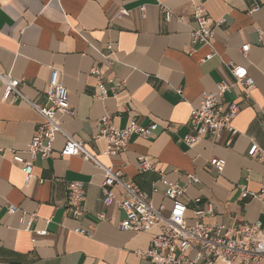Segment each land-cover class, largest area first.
Wrapping results in <instances>:
<instances>
[{"label": "crops", "instance_id": "obj_1", "mask_svg": "<svg viewBox=\"0 0 264 264\" xmlns=\"http://www.w3.org/2000/svg\"><path fill=\"white\" fill-rule=\"evenodd\" d=\"M199 3L215 24L221 22L214 39L219 56L206 62L209 49L196 46L192 52L190 38ZM256 6L260 10L251 13ZM163 7L174 14L169 22ZM122 9L126 13L119 17ZM244 45H249L246 57ZM222 61L242 67L255 80L250 100L238 88L226 97L240 106L233 120L239 134L231 138L225 132L190 148L181 140L193 134L192 109L200 108L218 83H233ZM96 67L109 92L106 100L94 98L98 81L91 71ZM52 69L61 72L59 81L75 111L72 118L61 117L64 130L102 164L121 170L155 207L165 205L168 212L172 205L160 181L164 176L186 188L189 221L192 202L201 198L203 206L209 202L214 209L206 223L231 228L259 222L264 230V204L242 198L243 187L258 192L264 182V161L248 156L253 142L264 150V0H0V72L22 80V94L43 106ZM4 92L0 82V264H151L137 252L149 249L157 231L118 228L125 215L104 206L102 171L81 157H62L63 136H57L52 158L34 162L35 177L25 185L12 158L29 160L43 118L23 101L4 102ZM106 115L119 129L131 121L158 128L148 139L134 135L121 155L110 157L104 155L105 141L93 140ZM140 157L155 171L140 173ZM214 158L226 161L221 175L210 165ZM72 182L84 186L78 217L67 208ZM10 205L35 215L31 233L20 224V213H8ZM99 213L106 220H99ZM78 228L90 236L76 234ZM45 230L46 236L38 234Z\"/></svg>", "mask_w": 264, "mask_h": 264}, {"label": "built area", "instance_id": "obj_2", "mask_svg": "<svg viewBox=\"0 0 264 264\" xmlns=\"http://www.w3.org/2000/svg\"><path fill=\"white\" fill-rule=\"evenodd\" d=\"M165 21L169 22L174 17L171 10L162 8ZM260 10L256 6L251 13ZM126 12L122 9L119 17ZM193 20L195 26H190V38L192 52L196 46L208 48L203 62L218 57L215 49L214 39L216 28L221 23H214L207 15V10L202 3L196 4ZM260 32V31H259ZM112 51V46H108ZM246 57L249 45L241 49ZM229 75L233 79L232 84L221 82L217 84L215 92L206 93L198 109H192L189 127L193 134L186 135L181 141L188 147L194 148L202 140L220 137L225 132L231 133V138L238 136V130L233 126V120L240 112V106L236 100L226 101V97L232 94L234 88L241 91L246 99H251V92L255 87V80L243 72L242 67L231 61H222ZM111 65V64H110ZM61 72L57 69L51 70L49 85L44 93L45 105H39L30 101L21 92L22 80L14 79L10 74L0 72V82L5 87L3 95L4 102L18 103L23 101L32 107L42 118L43 123L38 126L30 143L28 153L29 160L19 155L12 158L13 163L19 166L24 175L25 185L28 186L34 179V162L37 159L47 160L54 155V144L58 135L65 138L66 144L61 151L62 157H81L85 161L93 163L104 175L101 184L103 204L105 207H116L123 211L125 218L118 228L123 232L149 233L157 231L151 241L149 249L145 252L138 251L137 255L147 259L151 264H264V230L261 223H239L231 228L222 225L208 224L205 219L214 215V209L209 202L203 206L201 198L195 199L192 204L191 221L187 218L188 204L183 199L186 195V188L178 183L171 182L161 176V183L165 186V197L172 202L167 212L166 206L155 207L148 193L142 191L133 182L127 180L121 170H115L102 164L94 156L82 141H78L67 133L62 127L61 117H74L75 111L70 104V92L60 81ZM91 74L98 81V92L94 96L98 100L108 98V90L103 84L101 69L96 67ZM114 87L113 91H117ZM264 117V110H262ZM114 117L106 115L99 121L98 131L93 135L94 141H105L106 156L121 155L128 147L131 138L137 135L142 138H150L158 126L152 124L145 127L131 121L124 129L116 128L113 125ZM1 151V150H0ZM251 159L258 158L264 161V150L257 143H252L248 150ZM140 173L155 171V165L145 157L138 159ZM210 165L218 174H222L226 161L214 158ZM190 180L200 183L194 176ZM116 190L119 192L117 193ZM243 199H256L264 204V182L258 192L242 189ZM68 211L74 217L83 213L82 203L85 200L84 186L79 182L69 183ZM10 215H20V224L24 231L31 233L35 222V215L29 216L26 211H21L15 205L8 207ZM99 220H106L105 215L99 213ZM74 232L81 236H90V232L84 228L75 229ZM46 236L48 232H38Z\"/></svg>", "mask_w": 264, "mask_h": 264}]
</instances>
